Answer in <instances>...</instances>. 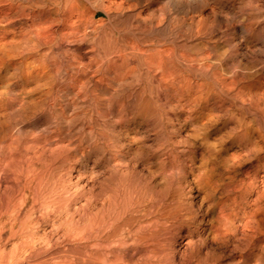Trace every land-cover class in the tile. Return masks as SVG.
<instances>
[{
  "label": "rangeland",
  "instance_id": "374dc122",
  "mask_svg": "<svg viewBox=\"0 0 264 264\" xmlns=\"http://www.w3.org/2000/svg\"><path fill=\"white\" fill-rule=\"evenodd\" d=\"M161 1L153 0L152 13L165 11L171 17L178 16L177 18L182 11L184 13L181 16L192 12L196 15L200 13L204 25L213 28V32L206 38L213 41L218 51L229 52H225L222 65H236L238 74L248 68L245 72L252 74V77L259 79L260 76L257 82L259 87L255 85L257 88L254 87L253 91H264V0H247L250 2L248 5H240L243 0H235L233 4L219 0H184L186 6L169 5L165 9L159 6ZM97 17L104 18L105 15L100 12ZM244 20H250L256 25L263 24V30L258 33L257 38L239 27L238 24ZM111 25L106 21L103 27L121 42L128 39L129 33L125 28ZM221 31L228 33L226 37H218ZM147 39L149 42L154 40L152 36ZM250 46L254 48L251 49L253 53ZM19 62V59L12 61L8 72L7 97L13 103L6 104L0 113L4 131L13 138L9 160H2L5 161L8 177L4 184L6 187L0 188V203L7 199L17 200L16 196L20 198L18 202L22 201L20 216L12 221L14 228L22 229L13 237L7 236L2 241L0 239V251L6 262L22 257L20 264H32L38 261L36 259L40 261L38 264H87L83 257H86L85 253L88 254L90 246L96 243L97 248L90 251L93 252L92 256L101 254L102 260H105L102 264H113L117 259L121 264H264V195L257 201L263 208L257 212L263 228L255 234L253 245L248 247L245 240L250 235L244 231L241 234V229L236 228V224H240V220L248 212L256 190L264 185V166H254L255 161L250 162L245 149L224 136L228 125L217 122L219 131L211 130L207 140H204L193 135L192 123L195 119L191 118L196 116L197 109L172 107L167 102L154 113L155 117H159L156 125L152 117L142 120L130 108L121 113L107 105L96 106L94 103L82 102L67 86H61L59 82L62 77H55L50 71L40 77H27L24 71L26 64L22 66ZM56 62L59 69H65L64 58L58 57ZM259 94L264 100V92ZM38 109L40 112L35 113L34 110ZM218 111L221 112L222 108H218ZM232 111L251 123L253 135L264 136V123L258 112H242L240 109ZM219 135L225 137L224 142L217 141ZM207 143L217 144L216 147L222 148L220 153L213 155L215 158L206 152ZM258 155L264 156V151ZM27 162H32L36 168L48 165L49 171L45 181L41 180L37 205L32 209L31 187L21 186L17 177L21 171L26 173ZM255 169L256 180L247 187ZM53 183L54 187L51 185ZM42 195L48 199L45 196L40 199ZM174 198L178 201L176 209L172 205ZM130 204L132 205L129 207ZM117 207L118 210L115 209ZM27 209L30 214H26ZM21 217L24 218L23 221ZM102 219L105 221L103 225L108 224L105 231L101 230L100 234L94 231L88 235L89 229L97 227ZM129 222L132 226L126 232L125 223ZM151 230L162 233V236H151L148 239ZM30 236L32 237L29 238ZM22 237L27 239L22 240ZM186 237L190 241H186ZM120 239L124 242L120 243ZM141 239L143 241L140 242ZM146 240L160 241L174 252L161 255L160 259L156 251L148 252L149 255L145 252L147 255L143 254L141 257L136 249L149 243ZM111 241L114 245L110 244ZM47 242L50 245L48 247ZM29 245L33 246V250ZM60 251L64 253L61 254ZM44 257L48 259L45 262Z\"/></svg>",
  "mask_w": 264,
  "mask_h": 264
},
{
  "label": "bare ground",
  "instance_id": "6f19581e",
  "mask_svg": "<svg viewBox=\"0 0 264 264\" xmlns=\"http://www.w3.org/2000/svg\"><path fill=\"white\" fill-rule=\"evenodd\" d=\"M219 1H222L226 4H233L235 2V0ZM183 2L184 0H162L159 6L164 9L168 8L169 5H176L178 7H181L185 3ZM248 3L250 2H248L247 0H243L242 2H240V5H248ZM152 6L153 0H143L142 3L138 0H26L25 3L21 2L20 0H0V113L6 104L11 105V103H13L10 97H7L9 89L8 72L12 61L19 59L20 65L24 66V63L26 64L24 71L27 77H40L50 71L51 73H54L55 77H62L59 82L61 86H64V88L68 87L70 89V92L75 96H79L82 102H86L89 104L94 103L96 106L97 104L107 105L109 108H112L113 110L116 109L121 113L130 108L132 110H135L134 113L136 114V116H140L142 120H148L152 117L154 119L153 122L156 125H158L157 118L159 117H155L154 113L160 106H164L167 102H169L172 107L181 106L182 108L186 107L193 110L197 109L196 116H194V118H191L195 119V121L192 123L194 129V133L192 132L193 135L200 136L204 140H207V136L209 135L211 130L216 129V131H219V129H217V122L220 121L221 123H223V125H228V128L225 130L226 132L224 136H227L228 139L232 140V142L237 143L243 149H245V155L248 159H250V162L255 161L254 166H264V156L258 155L260 152L264 151V136L262 134H259V136L253 135L251 123L247 122L245 118L240 117L239 115H237V113L232 111V109H240L242 112L254 111L255 114H257L258 112L260 120L264 123V100L262 99V96H260L261 94H259V92L262 93L264 91H253L254 87H259V83L257 84V82L260 79V76L259 79H255V77H252V74L245 72L246 69L248 70V68H246L245 70L242 69L243 72L238 74L236 71V65L232 63H225L224 65H222V60L224 59L225 54L229 52L225 51V53L224 51H218V49L214 47L213 41H209L206 38L208 35H210L211 32H213V28L204 25V19L202 18V16H200V13L199 15H196L192 12L181 16L182 13H184L182 11L181 14L179 13L180 17L177 18L178 16L174 17V15L173 17H171L168 13H165V11L164 13L158 14L152 13ZM100 12L102 13V15H105L104 18L97 17L98 13ZM106 21L112 24L111 26H114L115 28H125L129 33L128 39L124 42L117 40L110 31L103 27ZM238 25L244 32H248L250 36L255 38H257L258 33H261L263 30L262 23L256 25V23L250 20H244V22H240ZM227 34L228 33H226V31H221L218 37H226ZM149 36H152L154 40L149 42L147 39ZM198 44H200L201 46ZM249 48L251 50L253 47L250 46ZM58 57H61L62 59L64 58L65 63L63 64H65L66 67L63 70L59 69V66L57 65L56 61L58 60ZM261 58L262 57L260 55V59ZM257 59L258 57L256 58V60ZM258 62H260V60ZM252 63L254 64V62ZM258 66H256V69L258 68ZM128 78H130L131 80L128 81ZM255 85H257V87ZM218 108H222V111H218ZM34 112H40V109H38L37 111L34 110ZM92 113H94V111ZM98 120L100 121V119ZM192 133L190 132V134ZM224 138L223 135H219L217 141L222 142ZM12 139V135L4 131L2 122L0 120V188L4 186L8 177V172L5 169L4 162L6 160H9ZM216 146L217 144L208 143L205 145L206 152L208 153V155H211L212 158H215L214 156H216L222 150L220 146ZM47 166L36 168L34 164L30 162L26 164V168L24 167L26 169V173H24V171L22 172L21 168V173H19L17 176L18 183L22 184L21 186L29 185L28 187H31V209L33 206L36 207L37 205V198H39V194L41 192V186L39 187V185L41 184V180H43L49 174ZM256 170L257 169H255V172L252 175L253 177L248 181L247 187H249V185H252L256 180ZM124 174L125 173L123 172V175ZM14 176H16V174ZM51 185L52 187H54V183ZM53 190L51 191L53 192ZM263 195L264 185L258 187V189L256 190L255 198L252 200V203H249V210L245 214L244 219L240 220V224H236V228L238 227L241 229L239 233L242 234V232L244 231L250 235V237H246L245 240L248 247H250V245H253V242L255 241V234L259 233L263 228L260 224L261 219L257 216V212L263 209L262 205H258L257 201ZM44 196H40V199ZM16 198L17 200H15V198L12 200L7 199V201H3L2 203H0L1 241L5 237L7 238V236L13 237V235L16 234L18 230L22 229L21 227L14 228V225L12 223V221L15 218L19 217L22 212V208L20 207V202L22 201L18 202L20 198H18L17 196ZM172 201L173 208L176 209L178 201L175 198ZM135 204L136 203H134V205ZM131 205L132 204H130L129 207ZM157 206L159 205L157 204ZM115 209L118 210V207ZM29 210L26 214H30L28 212H30L31 210ZM39 211L41 212V210ZM106 214L108 215V213ZM132 214H134V212ZM25 216L23 217L25 218ZM24 218H22V221L24 220ZM110 220L111 219H109L108 221L109 223L111 222ZM104 222L105 221H103L102 219L101 223H99L97 227L91 226L92 228H90L89 232H87L88 235L90 233H93L94 231L100 234L101 230H104V228H106L105 226L108 225H103ZM148 222L149 221H147V223ZM67 223L66 225H68ZM117 223L119 222L117 221ZM23 224L24 223L22 222V225ZM125 225L127 232L128 228H131L130 226L132 225L130 222L125 223ZM29 228H27V231ZM73 230L71 232H74L75 230L77 231V229H75L74 231ZM58 233L60 234V232ZM122 234L123 232L120 236H122ZM105 235H107V232ZM52 236H54V234ZM151 236L159 237L162 236V233L151 230L148 239ZM31 237L32 236H30L29 238ZM107 237L109 239L108 235ZM25 238L26 237H24L22 240H24ZM188 240L190 241V238H187L186 241ZM141 241L143 240L141 239L140 242ZM146 241L149 243H146L136 249L138 252H140L141 257L143 254H145V252H147V254L149 255L148 252L156 251L160 259L161 255L166 256L170 251L172 253L174 252V250L165 247L164 243H161L160 241ZM122 242H124V240L120 239V243ZM112 243L114 245V242L111 241L110 244ZM127 243L125 242V244ZM48 246L50 245H48L47 242V247ZM32 247L33 246L29 248L32 249ZM96 248V243H93L92 246H90V249L92 250H95ZM90 249L88 251V254L85 253L86 257H83L84 261L87 260V264H102V262L105 260H102L103 258H101V254H99V256H92L93 252L92 250L90 251ZM62 253H64V251ZM132 255H134V253ZM44 258L41 259L43 260ZM20 259L18 257L13 261H7V263L0 251V264H20ZM46 259L47 258H45L43 262H45ZM36 260L39 261V259ZM117 260H112L114 262L113 264H121L120 262H117ZM38 261L34 263H40V261Z\"/></svg>",
  "mask_w": 264,
  "mask_h": 264
}]
</instances>
